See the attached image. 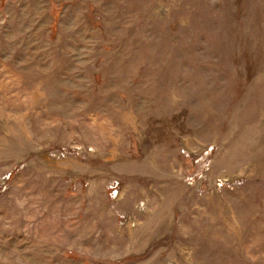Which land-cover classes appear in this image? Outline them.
<instances>
[{
  "label": "rangeland",
  "instance_id": "rangeland-1",
  "mask_svg": "<svg viewBox=\"0 0 264 264\" xmlns=\"http://www.w3.org/2000/svg\"><path fill=\"white\" fill-rule=\"evenodd\" d=\"M0 264H264V0H0Z\"/></svg>",
  "mask_w": 264,
  "mask_h": 264
}]
</instances>
